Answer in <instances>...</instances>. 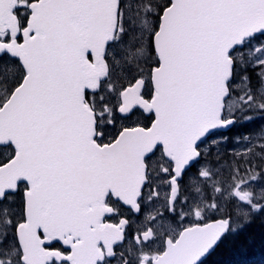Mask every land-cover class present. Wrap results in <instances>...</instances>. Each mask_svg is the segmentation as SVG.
<instances>
[{"label":"snow or ice","instance_id":"obj_1","mask_svg":"<svg viewBox=\"0 0 264 264\" xmlns=\"http://www.w3.org/2000/svg\"><path fill=\"white\" fill-rule=\"evenodd\" d=\"M264 264V0H0V264Z\"/></svg>","mask_w":264,"mask_h":264},{"label":"trees","instance_id":"obj_2","mask_svg":"<svg viewBox=\"0 0 264 264\" xmlns=\"http://www.w3.org/2000/svg\"><path fill=\"white\" fill-rule=\"evenodd\" d=\"M215 260H216V258H213V260L210 261V264H215Z\"/></svg>","mask_w":264,"mask_h":264}]
</instances>
